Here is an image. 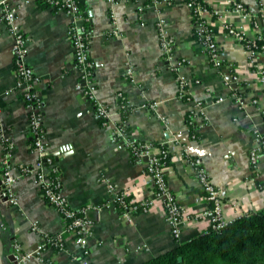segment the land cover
I'll return each instance as SVG.
<instances>
[{"label": "crops", "instance_id": "obj_1", "mask_svg": "<svg viewBox=\"0 0 264 264\" xmlns=\"http://www.w3.org/2000/svg\"><path fill=\"white\" fill-rule=\"evenodd\" d=\"M113 1L80 0L93 33L88 57L97 96L108 107L112 122L124 124L129 138L153 141L169 149V189L193 217L183 228L180 241L202 233L207 222L201 214L209 206L197 168L187 156L199 157L213 183L228 191L224 204L228 223L264 208V158L255 173L248 159L254 133L264 136V83L258 69L248 65L247 49L223 28L225 22L233 23L253 37L256 31L252 22L256 21L264 33V0H203L221 11L212 21L225 63L222 70L209 62L204 47L196 40L187 0L158 4L151 0ZM233 1L242 3L253 21H245L234 12ZM7 2L16 9L17 20L30 38L27 60L39 79L46 145L59 168L62 191L74 209L88 207L93 224L88 259L92 264H138L171 249L177 241L159 203L130 218L109 204L108 183L128 190L130 197L137 199L151 194L153 181L143 161L117 147L112 140L113 125L103 126L94 118L92 103L78 89L79 69L68 38L72 17L39 0ZM2 14L0 7V134L5 133L12 144L10 162L18 177L13 188L19 205L11 206L0 198V262L15 264L10 257L13 243L18 241L22 251L35 252L21 264L50 260L82 264V247L69 233L65 234L63 248L50 246L37 252L42 235L62 233L64 223L57 209L42 197L35 173L24 172L25 167L35 166L37 156L30 151L33 135L29 112L22 92L16 89L15 38L1 20ZM114 26L117 37L111 35ZM161 28L174 39V59L183 62L180 71L187 78L190 100L180 96L177 74L163 60ZM129 63L135 73L126 77ZM258 63L264 69L263 53ZM118 90L131 106L125 119L118 105ZM235 91L242 94L246 105L232 97ZM154 102V110L146 107ZM194 102L201 103V110L191 118L199 133L197 139L187 122ZM3 160L0 141V188Z\"/></svg>", "mask_w": 264, "mask_h": 264}, {"label": "built area", "instance_id": "obj_2", "mask_svg": "<svg viewBox=\"0 0 264 264\" xmlns=\"http://www.w3.org/2000/svg\"><path fill=\"white\" fill-rule=\"evenodd\" d=\"M7 1L0 0V7L3 9L1 20L6 24L9 32L15 38L13 65L17 77L16 89L22 92L26 108L29 112L30 131L33 135L30 151L37 156L35 166L33 168L25 167L24 172L35 173L42 197L57 209L64 223L62 233L54 237H49L48 234L42 235V245L37 252L39 253L45 244L59 249L63 248L65 234L69 233L75 237L76 241L82 247L84 253L82 255V264H92L88 259L89 252L87 250L89 239L93 235V224L88 216V207H83L80 210L74 209L70 204L68 196L62 191L63 183L59 168L54 163L52 154L46 145L43 98L37 90L39 79L27 60L30 38L17 20L16 9L9 6ZM39 1L49 5L51 8L62 10L72 17L68 38L72 43L75 63L79 69L80 82L78 83V89L92 103L94 118L103 126L113 125L112 140L117 147L127 149L137 161H143L146 164L147 174L153 181L151 194L147 197L137 199L130 197L128 190H120L112 182L108 183L109 204L117 209L124 217L130 218L136 213L152 210L159 203L171 227L174 238L176 241H180L183 228L187 223L192 221L193 217L189 212L184 211L169 189L167 179V167L171 159L169 149L158 146L153 141H136L129 138L124 124L119 125L113 123L108 107L98 99L97 85L93 77V65L88 57L89 44L93 33L81 10L80 0ZM151 1L153 4H158L160 2H168L169 0ZM110 2L111 4L114 3L113 0H110ZM187 2L192 11L196 40L204 47L209 62L217 69L222 70L225 63L220 44H218L214 36L212 21L214 17L220 16L221 11L216 9V7H211V5L205 3L203 0H187ZM231 8L234 12L239 13L245 21H251L252 17L242 3L233 1ZM115 23L114 21L113 25ZM252 24L256 31L253 37H250L243 27L233 25V23L225 22L223 28L229 37L244 45L247 49V63L250 67H256L258 69L260 80L264 83V69H261L258 63L259 54H264V33L256 21H253ZM111 35L119 36L118 29L115 26L113 27ZM159 38L163 60L166 61V66L177 74L179 94L183 99L187 96V100H190L187 78L180 71L183 62L174 59V39L162 28ZM134 73V67L129 63L126 66L125 75L126 77L133 76ZM7 93H10V91H7ZM116 96L120 101L118 105L121 110L131 107L122 90H118ZM232 97L235 98L237 103L246 105V100L239 91H235ZM254 102L257 101L255 100ZM156 106L157 103L154 102L146 107L154 110ZM200 110L201 103L194 102L192 113H190L192 119ZM0 141L3 145L4 156V171L0 188V198L11 206H18L19 200L13 188L18 177L13 174L12 164L10 162L12 144L5 133L0 134ZM262 158H264V136L261 133L255 132L254 144L248 154L252 172H256ZM187 161L197 168L199 185L209 204L201 214L204 215L207 222L202 228V233H206L211 229L220 231L228 224L224 217V204L228 196V191L225 188L217 187L213 183L206 168L202 166V160L199 157L187 156ZM52 173L56 174L55 177H52ZM199 216L196 215L194 217L198 218ZM34 228H36L35 224ZM13 251L16 264H21L23 260L35 255L34 251H22L18 241L13 243ZM43 264L56 263L50 260L43 262Z\"/></svg>", "mask_w": 264, "mask_h": 264}, {"label": "trees", "instance_id": "obj_3", "mask_svg": "<svg viewBox=\"0 0 264 264\" xmlns=\"http://www.w3.org/2000/svg\"><path fill=\"white\" fill-rule=\"evenodd\" d=\"M184 98L188 99L187 96ZM127 109H122L124 119ZM191 118L188 116L187 122L191 134L197 139L199 133ZM51 175L55 177L56 174ZM48 247L50 245L45 244L42 249ZM54 249L59 250L57 247ZM138 264H264V208L236 218L220 231L211 229L189 240L177 241L171 249Z\"/></svg>", "mask_w": 264, "mask_h": 264}, {"label": "water", "instance_id": "obj_4", "mask_svg": "<svg viewBox=\"0 0 264 264\" xmlns=\"http://www.w3.org/2000/svg\"><path fill=\"white\" fill-rule=\"evenodd\" d=\"M60 153H55V155H59ZM13 261H15V264H16V259H15V256H14V254H12L11 255V257H10ZM0 264H1V262H0Z\"/></svg>", "mask_w": 264, "mask_h": 264}]
</instances>
